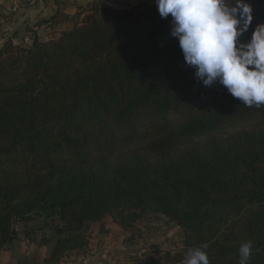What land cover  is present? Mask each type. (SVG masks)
Segmentation results:
<instances>
[{
	"label": "trees",
	"instance_id": "16d2710c",
	"mask_svg": "<svg viewBox=\"0 0 264 264\" xmlns=\"http://www.w3.org/2000/svg\"><path fill=\"white\" fill-rule=\"evenodd\" d=\"M69 21L0 47V251L33 216L59 222L55 260L105 215L160 214L181 250L148 264H264V0L90 3Z\"/></svg>",
	"mask_w": 264,
	"mask_h": 264
},
{
	"label": "rangeland",
	"instance_id": "374dc122",
	"mask_svg": "<svg viewBox=\"0 0 264 264\" xmlns=\"http://www.w3.org/2000/svg\"><path fill=\"white\" fill-rule=\"evenodd\" d=\"M141 1L144 0H92L90 2H87L86 4H81L80 6H77L75 1L73 2V4L77 7L74 9V15L81 7L85 8L90 3H96L98 6L123 8L128 6H135ZM59 5L60 7H58V11H60L62 14H64L66 10L72 9V4L66 3V0H61ZM74 15H65L67 16V20L56 25L45 22L48 23L49 26H41V24L43 23L42 21H47L49 19L42 20L40 23H28L27 26L29 29V38H32V33H35L34 31H31L32 29L34 30L35 27L38 28L36 32H51L50 29L52 30V28H54V32H56V34L54 35L53 33H51L49 34V36L48 33H46L47 35L45 40L55 38L59 33L67 30L70 27L71 22L69 21V19ZM4 19H6L7 22L9 20H11L12 22L13 20L15 21L14 24L16 22H20V19L17 16H14V13H9V15L0 14L1 24ZM0 28H2V26ZM38 39L40 40L39 37ZM45 40L42 39L41 41ZM25 42L29 43L28 40H25ZM25 42H23V44L20 46H27ZM105 218H107L108 220L107 224L105 222H102V224L104 223V225L101 226V228L98 227V234L101 233V237H98L97 234L93 236L92 234H94V231L91 227H89L86 232H83L84 229H82L80 232L87 244L81 249L76 248L74 250L65 252L55 260L49 259V256L53 250L57 238L54 231V226H56L57 224L59 225V222L57 223L56 221L52 222L51 220H45L42 216H33L32 220H29L27 222L15 221L12 226L16 231V239L10 244L6 245L3 249L9 250L11 248V245L16 244L17 242H23L25 240H28L29 242H34L35 240L45 243L51 242L53 243L52 250L48 255L46 261L55 264H59L60 262H67L70 260V258H73V261L75 262L78 259L84 260L86 258L94 257V249H92L90 246V244L92 245V242L94 243V241L101 243L103 247L102 249L107 252V256L114 259L117 263L120 262V260L124 262V260L128 259L132 260V264H148L149 260L156 257L155 247H157L156 251H158L161 255L167 251L175 253L181 250L180 230L175 224L169 222L168 219L161 216L160 214L141 215L132 224H130L127 230H123L119 227L120 230L124 231V234L120 231L117 232L116 229H111L114 227H105V225H108V223L111 224L113 222L114 224H116L113 221L112 215H105L102 220H105ZM104 228H106L107 231H105ZM47 236H49V238ZM125 256H127V258H125Z\"/></svg>",
	"mask_w": 264,
	"mask_h": 264
},
{
	"label": "crops",
	"instance_id": "0c3cea01",
	"mask_svg": "<svg viewBox=\"0 0 264 264\" xmlns=\"http://www.w3.org/2000/svg\"><path fill=\"white\" fill-rule=\"evenodd\" d=\"M60 1L61 0H0V14L9 15V13H14V16H17L20 19V22H16L15 24V21L13 20L12 22L11 20L7 22V20L4 19L2 24L0 21V27L2 26V28H0V46L7 40H10L16 45H22L25 40H28L29 43H25L27 46L30 45L32 38H29L28 23H40L42 20L53 17L58 11V7H60ZM75 1L76 5L80 6L81 4H86L92 0H66V3L72 4V9L66 10L64 12L65 15H74V9L77 7L73 4ZM42 22L41 26H49L45 21ZM37 30L38 28L35 27L34 30L32 29L31 31H34L40 40H45L46 33H48V35L51 33L54 35L56 34L54 28H52V30L50 29L51 32H36ZM107 221V218H105V220H101L98 223H87L84 225L83 232H86L89 227H91L94 231V234L92 235L94 236L97 234L98 237H101L102 234H98V227L101 228V226L104 225L102 222L107 224ZM109 226L114 227H110L111 229H116L117 232L120 231L124 234V231L120 230L117 224L112 222L111 224L108 223V225H105V227L108 228ZM104 229L107 231L106 228ZM47 237L49 238V236ZM52 245L53 243L51 242L45 243L37 240L34 242H29L28 240L19 243L17 242L16 244L11 245L9 250L2 249L0 251V264H55L46 261L52 250ZM92 245L90 244L91 248L94 249V257L86 258L84 260L78 259L75 262L73 261V258H70L69 261L60 262L59 264H132V260L128 259L124 260V262L120 260V262L117 263L114 259L107 256V252L102 249V244L99 242L94 241V243L92 242ZM125 258H127V256H125Z\"/></svg>",
	"mask_w": 264,
	"mask_h": 264
}]
</instances>
